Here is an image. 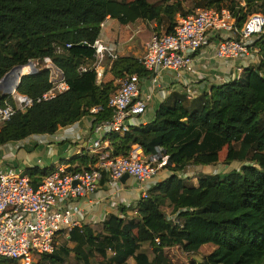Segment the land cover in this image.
<instances>
[{
  "label": "trees",
  "instance_id": "16d2710c",
  "mask_svg": "<svg viewBox=\"0 0 264 264\" xmlns=\"http://www.w3.org/2000/svg\"><path fill=\"white\" fill-rule=\"evenodd\" d=\"M187 1V0H186ZM0 0V82L15 66L30 61L46 63L50 57L70 88L48 101L17 111L0 125V146L35 134H53L102 109L94 123L111 119L108 107L115 79L125 73H147L141 60L119 56L110 71L114 79L97 83L96 72H81L93 57V43L101 24L114 18L123 24L137 20L156 22L154 32L172 33L178 15L198 8L229 9L242 27L255 13L264 15V0ZM86 42L90 46H83ZM67 44H72L67 48ZM261 61L246 67L241 76L213 84L193 99L173 92L158 107L155 119L133 125L125 133H108L112 156L127 155L140 144L147 156H168L171 172L156 182L135 206L121 207L124 216L109 214L98 228H73L52 253L37 264H175L169 248L198 252L206 244L214 249L200 264H264V32L255 42ZM61 48L62 50H59ZM50 72L39 68L22 77L18 91L35 99L51 87ZM16 105L10 94L0 104ZM227 148L226 163L242 162L224 174L198 175V184L181 176L189 165H215ZM71 160L90 169L98 155H75ZM53 169L30 167L25 171L35 188ZM166 207L171 209L168 213ZM137 232L133 240V232ZM151 247L153 256L143 249ZM12 260L0 258V264Z\"/></svg>",
  "mask_w": 264,
  "mask_h": 264
},
{
  "label": "built area",
  "instance_id": "2783aa9c",
  "mask_svg": "<svg viewBox=\"0 0 264 264\" xmlns=\"http://www.w3.org/2000/svg\"><path fill=\"white\" fill-rule=\"evenodd\" d=\"M177 18L179 23L174 32L153 33L146 44L141 63L151 73L152 89L147 94L142 92L138 73H125L117 79L116 89L108 100V107L113 111L111 119L94 123L96 137L90 149L98 155V160L93 167L70 172L57 166L37 188L23 171L0 169V258L11 259V264H37L43 255L52 253L59 233L67 234L83 224V211L69 203L93 194L105 176L119 184L122 177L129 174L141 185V198L148 196L155 184L153 181L166 168L168 156L161 152L147 156L140 144H134L127 155L112 156L106 149L105 138L108 133L123 134L133 125L147 124L144 116L154 95L162 102L167 98L160 85L163 71L172 70L178 75L183 71L194 73L197 54L209 43L211 36L215 37L212 58L227 65L242 61L243 65L234 66L239 73L242 74L249 63L261 61L255 42L264 32L263 14L250 15L242 27L227 8H198L190 15ZM71 46L67 44V48ZM92 47L94 55L86 58L87 64L80 67L81 72L97 66L106 57L113 61L119 58L116 44H108L102 37L97 38ZM44 68L50 72L51 87L37 99L14 90L10 95L16 105L0 104V125L17 111H26L35 102L51 100L70 88L63 71L50 57L46 58ZM183 93L193 99L200 91L187 80ZM101 109V106L92 107L88 116L94 120ZM82 153L79 148L77 154Z\"/></svg>",
  "mask_w": 264,
  "mask_h": 264
},
{
  "label": "crops",
  "instance_id": "0c3cea01",
  "mask_svg": "<svg viewBox=\"0 0 264 264\" xmlns=\"http://www.w3.org/2000/svg\"><path fill=\"white\" fill-rule=\"evenodd\" d=\"M156 27V22L141 19L134 23L123 24L117 19L108 18L102 28L100 37L108 44H116L119 56H134L141 60L145 54L146 44L152 34L155 33ZM214 39L215 37L211 36L209 43L197 54L194 62V73L183 71L178 75L172 70L163 71L160 85L166 91L167 97L173 92L183 93L187 80L192 82L202 93L205 90H209L213 84L233 80L241 75L240 71H237L235 67L243 65L242 61L227 65L225 62L212 58V42ZM108 61L110 63V57L104 58L97 66L90 69L96 72L97 83L114 79V75L110 71L111 67L109 66V71L106 70ZM250 65H252V62L249 63ZM116 81L117 79H115V83ZM141 89L145 94L152 89L151 73L148 71L141 76ZM161 103L162 100L159 96L154 95L144 116L145 123L155 119L156 111ZM93 127V117L85 116L71 125L59 128L53 134H35L18 142L1 145L0 169L15 168L25 174L26 169L30 167L49 168L50 170L57 166L69 168L80 165L84 168L86 166L71 159L78 155L79 148L83 150V155L92 156L96 154L90 149L91 141L96 137ZM105 146L109 147V140L106 138ZM222 152L223 150L219 153L217 164L189 165L181 176L189 178L197 185L200 173L214 174L212 170L221 162ZM227 165L229 166L230 164ZM170 174L171 172L164 168L153 183L163 181ZM140 199L141 185L134 177L129 176L126 179H121L119 184H115L105 176L93 194L78 200H72L69 205L78 206L83 211V224H90L98 228L109 214L124 216L121 212V207L135 206ZM132 237L133 240H136V231L133 232ZM129 263L136 264V261L131 258Z\"/></svg>",
  "mask_w": 264,
  "mask_h": 264
},
{
  "label": "rangeland",
  "instance_id": "374dc122",
  "mask_svg": "<svg viewBox=\"0 0 264 264\" xmlns=\"http://www.w3.org/2000/svg\"><path fill=\"white\" fill-rule=\"evenodd\" d=\"M184 4L187 8H190L192 6V2L190 0L184 1ZM35 65L38 68H44V63L34 61ZM106 70L109 71V61L106 63ZM226 155H227V148L223 149V152L221 153V162L219 165H216V167L212 170L214 174H224L234 169H239L242 166V162L234 161L229 166L226 163ZM166 210L168 213L171 212V209L166 207ZM60 236H63V234L59 235L57 238L60 242ZM143 249L147 251L151 257L153 256L151 247L148 244H145ZM214 249V246L212 244H206L205 246L201 247V249L198 252H185L181 247L175 246L172 248H169L167 250L169 258L175 263V264H200L202 259L207 255L209 252H211Z\"/></svg>",
  "mask_w": 264,
  "mask_h": 264
},
{
  "label": "water",
  "instance_id": "95a60500",
  "mask_svg": "<svg viewBox=\"0 0 264 264\" xmlns=\"http://www.w3.org/2000/svg\"><path fill=\"white\" fill-rule=\"evenodd\" d=\"M83 46H88L86 42L82 43ZM25 66L29 67L28 72H23ZM39 71V68L35 65L34 61H30L25 65H17L13 67L0 82V94H11L14 90L18 89L21 79L26 74H33ZM129 177V174H125L122 179Z\"/></svg>",
  "mask_w": 264,
  "mask_h": 264
},
{
  "label": "bare ground",
  "instance_id": "6f19581e",
  "mask_svg": "<svg viewBox=\"0 0 264 264\" xmlns=\"http://www.w3.org/2000/svg\"><path fill=\"white\" fill-rule=\"evenodd\" d=\"M112 63H113V60H112V58H110V63H109L110 67L112 66ZM28 71H29V67L25 66L24 69H23V72H28Z\"/></svg>",
  "mask_w": 264,
  "mask_h": 264
}]
</instances>
